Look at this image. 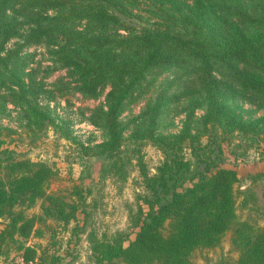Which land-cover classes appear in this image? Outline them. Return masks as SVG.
<instances>
[{"label": "trees", "instance_id": "1", "mask_svg": "<svg viewBox=\"0 0 264 264\" xmlns=\"http://www.w3.org/2000/svg\"><path fill=\"white\" fill-rule=\"evenodd\" d=\"M30 46H40L65 69L81 95L95 98L106 89L103 106L88 117L104 138L81 145L83 155L105 158L102 176L126 180L125 142L134 144L132 152L149 142L162 153L152 174L136 158L143 188L136 199L146 208L137 204L130 216L138 228L133 239L124 245V232H90L93 264H191L193 251L219 246L226 234L236 253L231 264H264V228L236 211L239 196L245 209L256 197L238 189L236 172L219 167L215 156L210 159L213 149L202 151L206 145L199 141L220 128L264 142V114L246 119L239 105L264 106V0H0V106L8 99L24 108L27 123L51 121L37 104L45 90L35 71L25 72L29 54L22 52ZM146 94L140 112L121 121ZM197 109L203 113L195 119ZM167 110L184 117L176 133L162 135L157 128ZM53 176L42 162L9 153L0 158V218L7 221L0 254L15 244L22 261L32 262L35 250L18 238L26 239L43 217L66 225L85 205L78 187L73 202L46 194ZM37 199H43L41 215H24ZM261 199L264 209V185Z\"/></svg>", "mask_w": 264, "mask_h": 264}, {"label": "rangeland", "instance_id": "2", "mask_svg": "<svg viewBox=\"0 0 264 264\" xmlns=\"http://www.w3.org/2000/svg\"><path fill=\"white\" fill-rule=\"evenodd\" d=\"M181 1L185 4L191 2ZM22 53L29 54L25 72L34 70L36 81L45 90L37 99V104L48 111L51 121L37 119L36 123H27L24 108L20 109L6 99L0 106V158H5L9 153L14 159L42 162L54 172L46 194L58 195L67 202H73L76 197L71 192L78 187L85 197V205L78 208L75 218L68 224L63 225L53 217H43V220L35 221L34 231L26 239L18 238L36 253L34 260L26 264H93L88 241L90 232L97 237L124 232L127 235L124 245L133 239L138 228L132 226L130 216L134 214L137 204H141L136 199L137 194L143 193L135 161L140 156L146 171L152 174L162 160L161 150L145 142L135 146V150H138L136 153L132 152L134 144L125 142L123 155L130 158L126 180L122 182L111 176H102L100 170L105 158L83 155L81 145L92 147L104 138L103 132L92 125L88 117L95 107L103 106L106 89L95 98H87L72 88L73 82L66 70L52 64L43 48L30 46L24 48ZM148 96L146 94L130 104L120 115L121 121L136 116ZM239 105L246 119L264 114V106L254 102L242 101ZM202 113L203 110L197 109L195 119ZM183 117V113L167 110L161 115L157 132L162 135L176 133ZM254 140L237 133L226 135L217 128L210 137L206 133L199 141L201 146L206 145L202 151L213 149L210 159L215 156L219 167L236 172L238 183L235 186L238 189H250L256 197V203H248L249 208L246 209L240 206L241 197L237 198L236 211L241 219L256 222L264 228V209L260 208L264 185V142ZM185 156L189 157L188 149ZM257 173L261 176L252 180L251 177ZM42 202L43 199H37L32 206L24 208V215L40 216ZM141 207L143 210L146 208L143 204ZM6 222L0 218V229ZM235 258L229 234H226L219 246L193 251L189 261L191 264H231ZM0 264L25 263L13 244L9 245L6 254H0Z\"/></svg>", "mask_w": 264, "mask_h": 264}]
</instances>
